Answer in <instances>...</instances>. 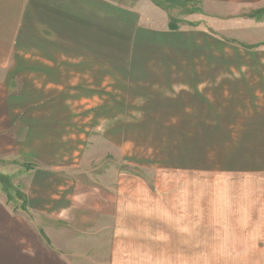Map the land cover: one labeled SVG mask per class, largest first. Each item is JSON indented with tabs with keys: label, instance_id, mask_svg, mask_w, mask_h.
<instances>
[{
	"label": "rangeland",
	"instance_id": "rangeland-1",
	"mask_svg": "<svg viewBox=\"0 0 264 264\" xmlns=\"http://www.w3.org/2000/svg\"><path fill=\"white\" fill-rule=\"evenodd\" d=\"M15 1L18 0H0L4 3V7L0 4V133L4 132L3 147H8V155L0 158V172L14 177L17 169L26 168L25 159L17 151L30 148L26 134L36 135L45 138L44 146L48 148L40 157L47 153L57 164L46 168L41 160L38 163L32 159V169L70 173L72 191L77 188L76 183L80 192L85 191L86 185L90 188L86 195L80 193L73 199L74 222L66 230L71 245L62 243L61 250L57 249L56 264H264V197L260 190L264 181L251 178L248 173H230L239 168L240 158L231 161L230 149H226L230 138H237L239 133L228 132L225 125V111L231 105L226 101L229 94L223 78L239 65L237 44L244 33L239 20L230 18L244 16L250 9L241 4L209 6L210 13L206 5L199 6L193 0H152L162 8L150 0H108L140 12L160 8L161 21L182 19L186 17L185 8L199 6L206 11L203 15L215 13L219 18L215 20L233 24L224 34L228 40L222 38L228 46L223 52L216 51L217 84L209 92L214 105L204 116L207 108L192 86V53L187 51L176 60L167 61L168 72L156 78V83H150L153 78L146 82L143 78L141 84L135 85L105 82L106 76L115 75L118 79L121 69L117 64L115 68L110 59L103 61V87L97 86V102L90 100L93 95L82 92L83 87H91L85 76L78 82L82 86L79 94L62 93L59 86L49 87V80L62 83L63 71H56L55 75L48 72L37 59L35 48H29L35 44L30 35L38 32V22L31 25V15L22 14L18 5L8 4ZM260 6L264 7V3ZM199 8L192 11L201 13ZM141 17L137 25L153 27L149 24L152 21L142 14ZM3 19H7V29ZM16 20L28 26L26 30L23 25L27 33L19 30L13 35L11 25ZM169 22L166 30L172 33ZM161 44L166 46L168 42ZM242 60L249 59L244 56ZM74 84L69 91L74 92ZM202 88L200 91L207 94ZM82 97L90 99L79 100ZM78 110H82L81 115L71 114ZM26 179L30 183L33 180L31 175ZM2 181L0 197L4 191L13 199L17 197V181ZM4 183L8 189L4 190ZM111 192L115 195L113 202L104 201L102 206L113 204L112 228L96 230L77 222L97 218L106 225L111 219L86 213L90 209L84 202L88 195L106 198ZM78 208L87 211L77 213ZM93 231L97 245L89 237ZM98 231L104 237L97 235ZM80 240L85 243L80 244Z\"/></svg>",
	"mask_w": 264,
	"mask_h": 264
},
{
	"label": "crops",
	"instance_id": "crops-1",
	"mask_svg": "<svg viewBox=\"0 0 264 264\" xmlns=\"http://www.w3.org/2000/svg\"><path fill=\"white\" fill-rule=\"evenodd\" d=\"M193 1H196V4L202 3L203 7L206 5L209 12V6L231 4H241L250 9L244 16L230 18L239 20L241 31L244 32L241 33L242 40H240L248 41L246 44L238 42L239 65L234 73L223 78L226 94H229L226 101L231 105L230 110H226L227 106L225 108V125L228 132L239 133L237 138L235 136L230 138V142L226 143V149H230L231 161L232 159L236 161L238 156L240 158L237 161L239 168L233 169L234 171L230 173H248L249 177L264 181V7L260 6L264 0ZM183 2L190 1L183 0ZM11 3L18 5L22 14L32 16L31 25L34 21L38 22V32L33 31L30 35L34 37L35 44L29 46L31 49L35 48V51H32L39 54L37 59L42 61L47 71H52L53 75L56 71H63V78L60 79L62 83L49 80L46 82L49 87L59 86L58 90L62 93L79 94L82 86L78 82L80 78L86 77L91 87L88 90L83 87L82 92L93 96L91 99L82 97L79 100L90 99L97 102L100 89L97 86L103 87V61L110 59L115 68L117 64V67L120 66L118 68L121 69V75L117 76L119 80L112 75L106 76L105 82L111 80V84L117 83L118 86L120 81L122 85H135L141 84L143 78L145 82L146 79L153 78L150 83H156V78L168 72L169 61L176 60L177 56L187 51L192 53L190 59L192 86L198 90V100L207 108L204 116L209 115L208 111L214 105L209 95L210 87L217 84L216 51L223 52L226 45L228 46L222 38L228 40L224 34L230 31L228 27L233 24L215 20L219 19L215 13L203 15L206 11L199 8L200 4L197 8H185L186 17L183 16L182 19L171 18V20L161 21L160 8L162 7L157 11L142 9L140 12L138 9L117 6L108 0H18L8 4ZM0 4L4 7V3ZM198 8L201 13L192 11ZM257 11L262 12L256 13ZM151 12L156 15L150 16ZM141 14L145 19L153 22H149L153 27L144 23L136 24L139 19H142ZM5 20L7 19H3L2 23L4 29H7L8 24ZM168 22V29L172 30V33L166 30ZM16 24L18 28L15 27ZM15 25H11L14 36L19 30L27 33L28 26L26 27L18 20ZM104 38L107 39L103 41ZM165 38L170 40H164ZM162 41L168 42V45L164 46L161 44ZM230 41L236 43L237 40ZM181 43H185V46H180ZM170 55L172 56L169 57ZM244 56L249 60L243 61ZM185 75H188L186 68ZM73 83H75L74 92L69 91ZM228 85L229 88L226 89ZM200 87L208 93L204 95ZM127 89L128 87L125 86V90ZM234 100L237 104H234ZM80 111L82 110L73 112L74 114L71 112V114L78 116L81 115ZM228 118H230L229 128ZM3 134L4 132L0 133V158L8 155V147H3L6 145L3 143ZM35 136L30 137L26 134L25 140L28 139L30 148H25L21 152L17 151L18 155L25 159L23 166L26 168L17 169L14 177L13 174H10L12 176L10 177L0 172V176L17 181L15 186L18 192L14 199L10 194L7 196L5 191L3 197H0V264H56V251L61 250L62 243L71 245L66 230L69 226L71 227V222H74L71 221L73 206H75L72 203L73 199H76L80 193L86 195L90 189L85 184V191L80 192L79 184L76 183L77 188L72 191L73 179L70 173L55 174L51 172L53 171L51 169L37 167L32 169V165L35 164L32 159L41 160L46 168L57 164L55 158L48 157L47 153L42 156L43 158L40 157V154H44L43 151L48 148L44 146L45 138ZM17 163L14 162L16 165ZM29 175L33 178L31 183L26 179ZM13 188L14 186L11 185L10 189ZM260 190L264 197V186ZM236 191L242 193V190L236 189ZM114 197L112 192L106 198L102 195L98 198L88 195L84 204L90 210L78 208L77 211V213L87 211L86 213L90 214L94 212L100 214L99 216L107 215L111 220H107L106 225L104 221H98L97 218L81 219L82 221L77 222L86 223L87 227L91 226V229L96 230L112 228L113 204L111 207L102 205L104 201L113 202ZM118 201L119 198H117ZM94 233L93 231L89 237L97 245L99 241ZM98 234L104 237V233L98 231ZM79 243L84 244L85 241L80 240ZM64 252L67 250L64 249Z\"/></svg>",
	"mask_w": 264,
	"mask_h": 264
},
{
	"label": "trees",
	"instance_id": "trees-1",
	"mask_svg": "<svg viewBox=\"0 0 264 264\" xmlns=\"http://www.w3.org/2000/svg\"><path fill=\"white\" fill-rule=\"evenodd\" d=\"M152 1V0H151ZM153 2V1H152ZM153 3H155V2H153ZM156 5H158V6H162V5H159L158 3H155ZM264 11V10H263ZM259 12H262V11H257L256 13H259ZM5 178L4 177H2V176H0V182L2 181V180H4ZM3 182V181H2ZM3 184V183H2ZM5 184V189L7 188L8 189V187H7V185H6V183H4ZM10 188H11V186H10Z\"/></svg>",
	"mask_w": 264,
	"mask_h": 264
}]
</instances>
